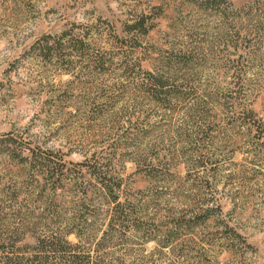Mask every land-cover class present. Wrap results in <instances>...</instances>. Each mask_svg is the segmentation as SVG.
<instances>
[{"label": "rangeland", "instance_id": "obj_1", "mask_svg": "<svg viewBox=\"0 0 264 264\" xmlns=\"http://www.w3.org/2000/svg\"><path fill=\"white\" fill-rule=\"evenodd\" d=\"M147 72L192 96L163 107ZM178 128L202 136L192 161ZM96 164L132 208L105 264H264V0H0V253L77 220L97 240L115 203Z\"/></svg>", "mask_w": 264, "mask_h": 264}, {"label": "trees", "instance_id": "obj_2", "mask_svg": "<svg viewBox=\"0 0 264 264\" xmlns=\"http://www.w3.org/2000/svg\"><path fill=\"white\" fill-rule=\"evenodd\" d=\"M205 1L209 3L211 0ZM136 25H140V23L132 24L130 25V28L135 29ZM180 51L181 50H178L179 53ZM171 52H173V50H171ZM171 55L173 54L171 53ZM182 55L184 56L185 53H183ZM147 76L149 77L148 79L150 81L151 86L150 88H148L149 91L152 93L151 97L155 100L156 103H162L161 105H165L163 107H169L167 103L171 100L180 101L192 96L191 92L177 90L175 88L176 86H174L173 83L169 82V78H167L163 74L161 75L158 72H147ZM187 111L188 112L185 114V116H187L188 125L191 123L190 119L193 113H199L200 110L198 107L192 106ZM200 133H202L201 127L197 128V136ZM176 134L177 136L179 135L181 137V141L184 142V145L180 146L182 147V151L180 153L186 156L188 161H192V159L187 157V155L190 156L196 151H201L202 147L198 145H200L199 141L203 140L202 136L199 137V140H196L195 136L193 141L195 143V147L190 148V146L187 144L191 142L193 134H191L189 128H178ZM182 137H184L185 140H182ZM39 157L40 156H38L37 154L31 153L30 159H35ZM41 158L44 159L42 156ZM45 159L46 161H48V157ZM150 159L151 158H149V160ZM134 161L137 165H141V162H139V160ZM144 163L145 161L143 160L142 164ZM190 163L192 164V166L201 167L203 170H206L207 172L209 171V168H207L205 165L206 161L204 160V157L199 156L194 162ZM42 166L46 167L45 172L47 174L48 179L53 178V176L57 172L56 169L46 164ZM101 166V164H98V166L96 164V166L88 167L86 171L97 183L96 188H99L101 192L103 191L108 195H113L111 196L112 202H114L115 204L109 208V220L106 224L105 229L102 230L97 240H95L92 234L90 235L88 229L84 228L86 227L83 224L84 220H77V222H74L73 224H67L65 228H58L57 225H62L58 224L60 221H58L57 223L53 221L51 222L52 224H50L49 226H55L57 227V230H51V232L47 234L41 232L38 236H36L35 244L32 248L33 252H30L26 256L25 254H9L2 252L0 253V264H105L103 254L107 252L106 249L108 248V244L111 243V240L114 235L117 232H119V234L125 232L122 223L125 221L126 217L132 214L129 212L132 208H129L126 204L120 203L118 201V199L116 198L117 195L113 193L115 189L118 188V186L111 182L108 173ZM41 170L43 172V169ZM55 189L56 187L52 188V190ZM8 191L9 192L7 195L9 197L10 202L17 203V194L20 190L16 188V185H14L13 188H10ZM37 191V199L40 200L43 195V190L41 188H38ZM87 191L83 190L82 193L87 194ZM29 192H31V190H29ZM24 195L26 197L25 199H27V196H29V194L26 193H24ZM200 199L199 203L201 204L204 203L206 200L205 198ZM11 213V215L15 217L13 211ZM22 217H19V215L16 216V218L19 219L20 224H23L21 222ZM43 220L44 218L40 216L38 221H33L29 224H31L32 226H36L39 225ZM178 220H181V218H178ZM178 220L173 221L171 227L163 233L161 240L162 247H168L170 245L171 241L175 239L178 230H180L181 228L186 229L189 227V224L187 222L188 220ZM71 234L74 235V237L76 238V242H71L70 240H68V236ZM11 237L14 239V236L12 235H9L6 239H11ZM93 254L95 256H92Z\"/></svg>", "mask_w": 264, "mask_h": 264}]
</instances>
